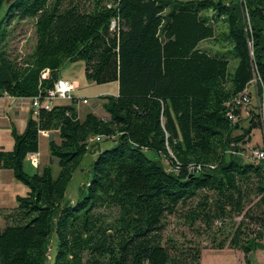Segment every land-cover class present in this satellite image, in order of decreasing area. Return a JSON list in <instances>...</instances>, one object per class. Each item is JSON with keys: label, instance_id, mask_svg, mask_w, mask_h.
<instances>
[{"label": "trees", "instance_id": "obj_1", "mask_svg": "<svg viewBox=\"0 0 264 264\" xmlns=\"http://www.w3.org/2000/svg\"><path fill=\"white\" fill-rule=\"evenodd\" d=\"M3 5L0 96L42 97L76 60L89 82L117 83V94L99 97L104 118L90 111L80 119L74 99L36 115L31 108L24 131L12 128L14 146L0 149V168L12 170L28 192L0 212V264H201L199 241L166 234L170 217L196 238L204 233L213 249L241 251L247 264L264 250V163L243 155L254 129L264 136L257 108V94L264 97V0ZM24 21L33 23L35 44L12 57L7 37ZM245 89L254 110L234 105ZM241 112L247 126L228 117ZM40 131H57L60 142L49 140V164L29 175L23 163L38 151ZM96 137L93 144L113 146L95 152L77 200L66 201Z\"/></svg>", "mask_w": 264, "mask_h": 264}, {"label": "rangeland", "instance_id": "obj_2", "mask_svg": "<svg viewBox=\"0 0 264 264\" xmlns=\"http://www.w3.org/2000/svg\"><path fill=\"white\" fill-rule=\"evenodd\" d=\"M6 14V6L3 5L0 8V27L5 28L6 25L2 23V20ZM14 24L9 28L13 27ZM36 40V35L34 32L33 23L31 21L19 22L16 24L13 31L10 32L7 37V51L12 57L22 58L28 54L33 48ZM209 44L202 43L200 47L208 48ZM60 76L72 80L77 84V89L74 92V97L76 100L75 106L79 109V114L82 117L88 111H93L96 115L102 116L103 110L101 107L102 99L97 97L98 93L104 91H111L115 89V85L111 83L106 84H96L89 82L84 73V62L81 60H76L72 62H67L60 70ZM86 99L87 103H83L82 100ZM69 102V101H64ZM255 102L252 101L248 110H254ZM240 119L242 126H247L248 118L246 112H241ZM236 134H239L238 132ZM253 142H258V144L245 145L244 148V158L249 159L251 147H261L264 145V138L261 129L253 132L252 135ZM102 149H109L113 146L110 141L101 142ZM96 156L91 153L86 154L79 168L73 173L71 180L68 183L65 193V200L69 202H74L77 200L80 189L85 184L88 176L91 163L94 161ZM54 176L58 173V166L52 165ZM239 218H235L234 221H239ZM185 234L186 238L199 241L201 243L202 256L201 264H247L244 254L235 249L225 247L224 249H213L211 243L207 236L203 233L199 238L194 237V233L189 230L183 221L177 218L170 217L168 219L167 235H172L176 239H180L181 234ZM218 238H221L219 236ZM219 240V239H217ZM264 250H257L250 255V264H263L264 263ZM50 264V263H48Z\"/></svg>", "mask_w": 264, "mask_h": 264}, {"label": "crops", "instance_id": "obj_3", "mask_svg": "<svg viewBox=\"0 0 264 264\" xmlns=\"http://www.w3.org/2000/svg\"><path fill=\"white\" fill-rule=\"evenodd\" d=\"M61 79L69 80L67 78ZM72 81V80H69ZM114 84L115 89L109 91H104L98 93L97 97L102 95H116L117 94V83ZM253 86L250 88L253 91ZM70 102L57 101L55 104H69ZM79 118L82 117L79 114V109L76 106ZM31 109V99L29 98H14L10 96H0V149L4 151H11L14 146V140L11 134L12 128H14L18 133H22L26 126V120ZM90 112V111H88ZM93 112V111H92ZM94 113V112H93ZM106 117V113L103 111L102 116ZM258 129H254L251 133V141L248 145L258 144V142H253L252 135L253 132ZM45 135H40L38 140V151L37 154V164H34L28 155L23 163L24 171L33 175L39 172L42 167L48 165L50 162L48 142L53 139L56 143L60 142L57 131H45ZM263 133V131H262ZM264 137V136H263ZM101 150V146H100ZM92 154L96 156V153ZM55 164V162L53 163ZM28 192L25 185L20 183L14 178L13 172L10 169L0 168V212L10 210L16 206V197L24 196ZM4 227V221L0 215V229ZM264 264V263H263Z\"/></svg>", "mask_w": 264, "mask_h": 264}, {"label": "built area", "instance_id": "obj_4", "mask_svg": "<svg viewBox=\"0 0 264 264\" xmlns=\"http://www.w3.org/2000/svg\"><path fill=\"white\" fill-rule=\"evenodd\" d=\"M110 28L114 29L115 28V22L111 21ZM48 71L44 70L42 75L45 77L47 76ZM253 87L255 89L256 85V79L253 80ZM77 89V84L73 81L69 80H64V79H58L57 82L54 84L53 88L48 90L45 95L42 97H35L31 99V108L33 109L34 115L38 113L39 110H50L52 106L55 104L57 101H72L75 99L74 97V92ZM255 89V93H256ZM250 93L251 90L245 89L239 96L234 100V105L235 107H243L247 108L248 104H250ZM258 93V92H257ZM3 96H7L6 94H3ZM77 100V99H76ZM83 103H87L86 99L82 100ZM257 108L258 112L261 118V121L263 122L264 120V97L261 96L259 98L257 94ZM229 119L231 122H236L238 117L230 113L228 115ZM45 131H40L39 135H45ZM264 138V137H263ZM100 139L99 137L96 138H91L89 139V143L93 142H98ZM31 160L33 161L34 164H37V154H29ZM250 158L254 162H263L264 163V145L261 146V148H256L253 149L251 148L250 152ZM264 253V251H263Z\"/></svg>", "mask_w": 264, "mask_h": 264}, {"label": "water", "instance_id": "obj_5", "mask_svg": "<svg viewBox=\"0 0 264 264\" xmlns=\"http://www.w3.org/2000/svg\"><path fill=\"white\" fill-rule=\"evenodd\" d=\"M92 147H95V150L93 151V153L100 152V144L99 143H94L92 145Z\"/></svg>", "mask_w": 264, "mask_h": 264}]
</instances>
